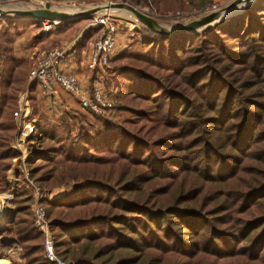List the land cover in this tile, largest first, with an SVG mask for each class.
Segmentation results:
<instances>
[{
	"label": "trees",
	"instance_id": "trees-1",
	"mask_svg": "<svg viewBox=\"0 0 264 264\" xmlns=\"http://www.w3.org/2000/svg\"><path fill=\"white\" fill-rule=\"evenodd\" d=\"M172 2L159 9H186ZM33 22L0 20V193H12L8 173L20 156L10 147L13 114L27 88L37 134L26 142L28 177L42 192L74 184L58 200H41L56 256L71 264H264V0L197 34L140 29L143 52L115 59L126 61L115 77L125 118L96 134L81 125L73 133L66 117L48 120L36 85L27 87L31 65L10 43ZM31 201L22 183L0 237L13 239L24 264H53Z\"/></svg>",
	"mask_w": 264,
	"mask_h": 264
},
{
	"label": "crops",
	"instance_id": "crops-1",
	"mask_svg": "<svg viewBox=\"0 0 264 264\" xmlns=\"http://www.w3.org/2000/svg\"><path fill=\"white\" fill-rule=\"evenodd\" d=\"M90 1L102 2L103 0H90ZM197 1L201 3V6L204 4H216L221 8L222 7L225 8L226 6L224 0H197ZM67 23L68 24L62 25L61 27L57 28V32L51 33L49 35H41L40 28L34 31L31 30L32 27L34 26L41 27L40 21L26 25L23 31L16 36V39L10 43L14 57L16 59H24L27 62H29L31 65L32 57L38 50L43 48H48L53 45H60L67 48L69 52V56L72 60V64L70 66L61 68L62 72L76 76L80 81L81 87L83 89L91 91L94 87H99L100 85L97 82V80L98 79L102 80V78H105V80H107L108 82H114L111 75H106L104 73V69H107L109 67L107 66V64H103V65L99 64L97 68L92 72L88 71L86 68V63H87L86 54L90 52L91 43L94 38L83 43H82V38L83 35L86 33V31H88L91 28V25L89 24L87 28H84L85 26H81L82 20H80L79 22H73V23L67 22ZM76 28L80 29L76 34V36H72V38H69L67 35ZM28 35H30L29 40H28ZM121 37H122L121 35H117L116 45L111 52L112 55L111 54L109 55L108 60H110L111 57H113L119 51L124 49L125 46L122 47L123 39ZM118 47L120 48L118 49ZM107 77L110 78V80L107 79ZM28 86L29 84L27 81V87ZM23 94H25L26 97L25 99L26 102L22 109L24 121L14 118L13 116L17 130L14 139L10 142V147L17 150L20 153V156L13 160V165L8 173V184H9V188L12 190L11 194H14L15 189L23 183L24 169L21 160L23 158L26 159L28 156L26 142L28 141L29 138L33 139L37 135L34 132V128H33L34 119L31 117V109L27 99V88ZM36 95L41 111L50 121H56L61 119L62 117H66L72 125L73 121L79 123L80 120L78 119V115L83 116L85 119L88 120L89 123H92V121L94 120L93 116L87 114V112H85L79 106V104L69 94L65 93L64 91H60L59 96L52 99H48L41 94L40 89L37 87ZM18 108H19V101H18ZM72 128H76V126L73 127L72 125ZM73 189H74V184L70 182L67 184H63L59 187L53 188L51 191H47L48 193L46 194V196L50 201L55 200L70 193ZM3 223H4L3 219L0 220V226L3 225ZM0 241H1L2 250L5 255L3 259H0V264H17V263L22 264L21 263L22 259L17 252L19 248L15 244H13V239L10 236H2L0 237Z\"/></svg>",
	"mask_w": 264,
	"mask_h": 264
},
{
	"label": "built area",
	"instance_id": "built-area-1",
	"mask_svg": "<svg viewBox=\"0 0 264 264\" xmlns=\"http://www.w3.org/2000/svg\"><path fill=\"white\" fill-rule=\"evenodd\" d=\"M232 1L234 0H224L226 4H230ZM221 10V7L216 4L208 6V12L215 13ZM59 25L60 23L56 21H42L40 33L42 35H49L51 34L50 32ZM91 28L98 29L99 31L91 43V49L86 63L88 71H94L99 64L107 63L108 57L116 45L118 34L116 23L107 17L105 19L101 18L96 20L95 23L91 25ZM71 64L72 60L69 56V52L64 46L40 49L32 58L31 69L28 74V83L29 85H36L45 98H55L59 96L60 91H64L89 115H105L112 108V102L107 99L104 92L98 87H94L91 91L85 90L81 87L80 81L76 76L62 72V67H67ZM22 99L24 98L21 96L19 98V108L14 112L13 116L14 118L24 121L22 109L25 104L21 103ZM21 162L24 169L23 184L27 192H29L34 199V204L32 206L34 226L44 237V257L53 264H69L59 260L55 255L53 241L46 220V213L41 205L43 193L41 189L29 179L25 167V159L23 158ZM10 198L11 195L0 193V220L4 219L7 213L10 212L9 206L12 205Z\"/></svg>",
	"mask_w": 264,
	"mask_h": 264
},
{
	"label": "rangeland",
	"instance_id": "rangeland-1",
	"mask_svg": "<svg viewBox=\"0 0 264 264\" xmlns=\"http://www.w3.org/2000/svg\"><path fill=\"white\" fill-rule=\"evenodd\" d=\"M172 1L173 0H103L102 2H95V1H90V0L89 1H86V0L85 1L84 0H0V9L2 8H14V9L33 8V9H36V7L40 8L46 2H49L51 6L55 9H58L64 12H70V13H73L75 11L74 13H76V12H80L85 9L92 8L93 6H101V5L110 4V3H113V4L121 3V4L130 5L134 7L136 10H138L139 12L153 18L161 26L162 30H168L169 28L176 27L180 24H184L191 20H195L202 16L213 13V12H208V6L212 4H204L201 6V3H199L197 0H182L184 4H186L187 2V6L185 5L186 9L184 8L180 9L179 6L177 5L174 6L175 8H173L169 12H162L161 9H159L160 3L163 5L164 4L167 5L169 2L173 3ZM228 5L229 4H226V6ZM221 9H224V7H222ZM106 17L113 20L116 23V28H117V33H118L117 35L122 36L121 37L123 39L122 47L123 46L125 47L124 49L119 51L117 54H115L113 57L110 56L111 59L107 60V63H106L107 66L109 67L107 69H104V73L106 75H111L114 82H108L107 80H105V78H102V80H99V79L97 80V82L100 85L98 88L100 90H103L105 96L107 95V99L110 102H112V108L105 115L99 116L101 117V119H95L93 117L94 120L92 121V123H89L87 119H85L83 116H80V115H78V119L80 120L79 123L74 122V121L72 122L73 127L75 126L77 127L81 125L84 127L85 130L89 131L92 134L99 133L106 123L112 122L114 124H120L125 118V115L122 112H120V107L123 106L124 103H121L120 98H118L117 96V92L119 91L121 82H118L117 78L115 79V77H116L117 64L118 66H125L126 61H121V63H116L115 59L117 58L118 55L125 53V52L127 53L143 52V48L140 46V44L138 43V38L135 36L140 29H145V28L141 27L139 23L136 21V19L134 18V16L130 14V12L128 11L108 10L106 12L105 11L99 12L90 18L81 19L82 20L81 26H85L84 28H87L89 24L93 25L96 20H99L101 18L105 19ZM2 19H15V17L7 16ZM79 21L80 20L71 21V22L73 23V22H79ZM65 24H68V23L67 22L60 23V25L55 27L50 33L57 32V28ZM39 28L41 30V27L34 26L32 27L31 30L34 31ZM90 29H94V28H90ZM79 30L80 29L76 28L73 31H71L67 36L69 38H72V36H76ZM145 30H148V29H145ZM29 38H30V35H28V40ZM15 39H16V36L11 40V42L14 41ZM3 40H4L3 38L0 39V41H3ZM54 46H60V45H53L51 47H54ZM119 48L120 47H118V49ZM88 57H89V53L86 54V62L88 61ZM107 79L110 80V78L108 77ZM27 81H28V77H27ZM21 96L24 98L22 99L21 103L25 104V99H26L25 94L22 93ZM19 98H20V95H19ZM73 129H74L73 130V133H74L76 129L75 128ZM36 138L37 136L33 138L34 142ZM42 193H43V197L41 200L45 199L51 202V201H55V200L62 198L60 197L58 199L50 201L48 200V197L46 196L48 192H42ZM28 194L30 193L28 192ZM10 195H11L10 200L11 202H13L14 194H10ZM31 197H32V201H31V209H32V206L34 204V199H33V196ZM9 211L10 212L7 213V216L3 219L5 223L10 221L11 217L13 216V212H14L13 204L9 206ZM19 249L17 250L16 248L18 254L21 257V250ZM58 259L61 261H64L63 259H60V258ZM64 262L71 264V262L69 261H64ZM21 263L24 264V261H22Z\"/></svg>",
	"mask_w": 264,
	"mask_h": 264
},
{
	"label": "water",
	"instance_id": "water-1",
	"mask_svg": "<svg viewBox=\"0 0 264 264\" xmlns=\"http://www.w3.org/2000/svg\"><path fill=\"white\" fill-rule=\"evenodd\" d=\"M256 0H234L227 7L220 12L211 13L195 20H191L184 24H180L176 27L169 28L168 30H162L161 26L151 17L139 12L134 7L127 4H105L101 6H93L92 8L76 12L74 14H68L67 12L60 11L51 6L49 2H46L42 7L36 9H17L4 12L0 9V20L7 16H13L15 19L21 20H33V21H49V22H71L85 18H90L96 13L118 10L128 11L134 16L139 25L151 32L161 34L168 37H175L182 34H197L206 29L214 28L220 24H224L230 21L232 18L242 14L252 3ZM237 7H241L237 10ZM222 12H229L228 15L222 17ZM8 222H11L8 221Z\"/></svg>",
	"mask_w": 264,
	"mask_h": 264
},
{
	"label": "bare ground",
	"instance_id": "bare-ground-1",
	"mask_svg": "<svg viewBox=\"0 0 264 264\" xmlns=\"http://www.w3.org/2000/svg\"><path fill=\"white\" fill-rule=\"evenodd\" d=\"M35 8V7H34ZM37 8V7H36ZM241 7H237V10L238 9H240ZM21 9H28V8H21ZM30 9H33V8H30ZM2 11H4V12H7V11H11V10H17V9H14V8H2L1 9ZM71 10V9H70ZM73 11H74V9H73ZM75 12V11H74ZM74 12L73 13H70V12H67L68 14H74ZM229 14V12H222L221 13V15H222V17H224V16H226V15H228Z\"/></svg>",
	"mask_w": 264,
	"mask_h": 264
}]
</instances>
